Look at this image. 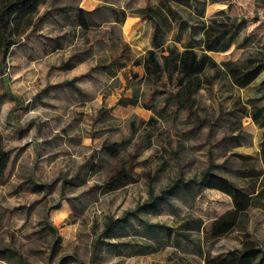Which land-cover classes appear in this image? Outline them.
<instances>
[{"label": "rangeland", "instance_id": "374dc122", "mask_svg": "<svg viewBox=\"0 0 264 264\" xmlns=\"http://www.w3.org/2000/svg\"><path fill=\"white\" fill-rule=\"evenodd\" d=\"M209 1L205 20L223 9L228 16L245 20L236 44L248 37L244 46L232 45L210 56L220 64L256 53L264 41V0ZM90 2H95V10L109 5L129 13L158 0ZM52 4L49 11L40 12L54 13L81 2L52 0ZM184 6L178 2L179 19L191 21L190 9ZM133 22L138 23L123 32L118 29V35L136 53L157 50L169 40L156 24ZM92 24L86 36L90 43H103L108 29L113 31L108 23ZM58 35L51 26L28 34L11 49L2 78L0 133L9 163L6 183L0 186V264H205L200 251L214 257L238 249L246 239L264 251V212L257 208H250L226 236L214 240L206 234L232 203L217 190L199 192L195 184L208 169L238 188L249 186L238 174L236 154L257 157L260 130L251 119L240 120L230 112L233 100H244L246 90L227 80L216 81L210 91L201 89L195 95L194 115L169 106L160 117L152 108L160 112L163 99L151 96L144 82L140 86L144 96L136 107H118V100L130 96L122 79L121 87L112 90L106 79L87 77L92 59L85 53H91L90 47L78 35L67 44L52 43ZM58 43L63 46L60 52L54 51ZM79 59H85L84 64L71 71L61 66ZM263 78L264 74L255 85ZM75 79L77 92L65 85ZM151 117L155 123L146 125ZM103 144H117L116 153L102 150ZM131 155L138 163L131 180L115 191L103 187L116 167L130 163ZM257 186L264 190V174ZM159 196L164 198L151 208L146 205ZM125 213L131 215L126 224L104 234L106 218ZM195 218L205 223L203 233L175 235L181 232L176 230L180 222ZM47 223L57 229L58 238Z\"/></svg>", "mask_w": 264, "mask_h": 264}, {"label": "trees", "instance_id": "16d2710c", "mask_svg": "<svg viewBox=\"0 0 264 264\" xmlns=\"http://www.w3.org/2000/svg\"><path fill=\"white\" fill-rule=\"evenodd\" d=\"M179 1L186 6L183 9H190L191 21L179 19ZM208 1L158 0L155 5L148 3L143 8L135 9L131 13L156 24L170 37V42L166 46L157 50H148L139 57V63L145 74L144 82L149 87L150 95L163 99L160 112L154 111L157 115L161 117V113L169 106L183 110L187 115H194L192 109L195 95L201 89L210 91L216 81L227 80L232 87L247 92L244 100L242 98L233 100L230 112L236 114L240 120L250 118L260 130L257 157L236 154L240 163L238 174L242 180L250 183L249 186L238 188L227 178L212 174L208 169L195 183L199 192L202 189L217 190L231 200L232 209L215 218L206 231V234L216 240L237 228L240 218L251 207H264V202H262L264 190L258 189L257 186V182L264 172V78L255 85L259 77L264 74V41L256 53H251L240 61H225L218 64L210 56L211 53H224L232 45L242 47L248 42V37H243L240 44H236L245 20L228 16L224 10L215 12L208 20H205V7ZM49 2L50 0H0V88L3 84L2 78L6 75L11 49L20 44L28 34L38 30L39 24L48 15V12H40V9ZM209 2L214 3L216 0ZM172 3H174L173 6ZM82 13L86 12L82 9L77 10L74 23L86 32L91 24L81 18ZM122 17H124V13H122ZM180 32H183L182 36ZM119 59L113 60L108 65L99 66V70L111 74L112 69H121L123 65L119 63ZM75 64L76 62L67 60L61 66L64 69H70ZM131 77L135 80L138 75L133 72ZM74 81L76 79L65 85H70L77 92L78 89L74 86ZM118 104L135 106L137 98L131 96V98L120 99ZM194 118L197 121L196 125L201 126L202 121L199 120V117L194 116ZM153 123L155 120L151 117L146 125L150 126ZM116 146L118 145L103 144L101 149L114 154ZM131 158L132 160L127 166H118L108 175L103 187L115 191L124 187L131 180L133 171L138 165L135 155H131ZM8 163L9 151L6 148L5 139L0 133V186L6 183L5 172ZM251 183H254L255 186ZM162 198L164 197H154L146 205L151 208L153 204H156V201ZM128 215L131 216L125 213L121 218H106L104 234H108L121 224H126ZM46 228L58 238L57 229L54 226L47 223ZM178 228L181 230L180 233H176L173 228L168 229L172 237H174V232L176 236L181 237L190 233H203L205 223L195 218L180 222L176 230ZM199 254L203 256L205 264H264V251L249 239L241 240L238 249L214 257L206 256L202 251Z\"/></svg>", "mask_w": 264, "mask_h": 264}, {"label": "crops", "instance_id": "0c3cea01", "mask_svg": "<svg viewBox=\"0 0 264 264\" xmlns=\"http://www.w3.org/2000/svg\"><path fill=\"white\" fill-rule=\"evenodd\" d=\"M80 2L81 4L78 5L77 7L75 5L61 7V8H58L57 11H55L54 13H49L48 15H46L43 21L39 24L37 32L38 31L41 32L45 28L51 26L52 29L56 32V34H59L58 36H55V38L51 39L52 43L53 42L57 43V41H62L63 43L67 44L68 41L72 40L73 35L74 37L75 35L81 36V38L84 39V42L87 43V46H89L91 49V53L90 52L85 53L89 51L88 48L84 51V53L87 54L92 59L91 60L92 65L90 64L91 68H90V71L87 77H91V78L102 77L106 79L109 83L112 84L111 86L112 90H117L119 87H121V84L119 82V78H121L123 81V84L125 85V92L130 91V94H129L130 96H128L127 98H131V96H135L137 98V104L135 106L120 104L118 107H122V108L136 107L140 102V98L144 96L142 95L140 86L142 83H144L145 74L139 63V57L148 50H156V49L148 48L141 52H139L140 50L137 49L138 53H136V51L134 50L135 48L131 46L125 39H123L121 34L118 35L119 33L118 29L119 30L121 29V32H123L127 26L129 27L132 23H138V22H133L135 19L144 21L145 23H148V22L151 23V21L142 19L136 15H133L131 13L133 10L127 13L123 9L117 10L109 5L100 6L98 7V9L96 7V10H95L94 9L95 2H90V0H80ZM85 3H90L88 8H85L86 7L84 6ZM149 5H153V4L149 3ZM49 7H54V4H52V0H50V2L46 6H43L41 9L46 8L49 11L50 10ZM141 8L143 7L136 8V9H141ZM78 9H82L84 12H86V13L81 14V18L84 21H87L91 24L89 30L86 32L85 30L80 29V27L75 25L74 23V17ZM122 13H124V17H122ZM95 22L96 23H108L113 27L112 28L113 31L111 29H108L107 35L105 36V41L103 43H99L100 41H95V43L93 44L92 41L90 43V41L86 39V36L90 33V31L93 28L92 23H95ZM63 33H66V35L60 36V34H63ZM170 33L172 34V30L170 31ZM68 36H70V40L66 39ZM169 42L170 41L168 40L166 45ZM97 45H100V46H97ZM62 47H63L62 44L61 45L59 44L57 48L54 49V51L60 52V49H63ZM92 49L94 53H92ZM118 58H120L119 63L123 65L121 69L114 68L115 70L112 69L111 74L99 70V66L108 65L113 60H117ZM84 60L85 59H81V60L79 59V61H76V64L73 65L72 68L66 69V70L71 71L75 69L76 67L83 65ZM133 72H136L138 75L137 79L135 80H133L131 77V74ZM82 78H85V76L81 77L80 79ZM152 110L155 111L156 109L152 108ZM262 202H264V200H262ZM251 208H257L264 212V207H251Z\"/></svg>", "mask_w": 264, "mask_h": 264}]
</instances>
